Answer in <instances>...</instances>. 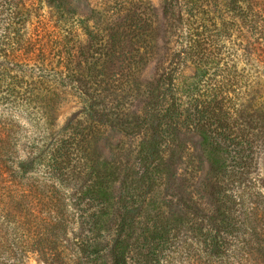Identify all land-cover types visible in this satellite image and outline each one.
I'll use <instances>...</instances> for the list:
<instances>
[{"label": "rangeland", "instance_id": "obj_1", "mask_svg": "<svg viewBox=\"0 0 264 264\" xmlns=\"http://www.w3.org/2000/svg\"><path fill=\"white\" fill-rule=\"evenodd\" d=\"M69 1L78 15L65 12L59 20L51 0H0L2 47L8 53L26 48L27 69L35 70L25 73L8 65L10 77L0 88V100L7 102L0 112L19 125L25 157L34 144L57 140L68 124L77 126L83 160L72 155L78 161L68 166L73 173L82 165L81 187L87 186L83 192L74 182L70 191L51 196L53 203L24 205L16 226L0 219L1 234L8 233L18 246L19 256L11 257L16 264H112L129 185L138 201L131 205L134 225L126 238L130 264H202L204 257L196 255L197 219L187 206L201 200L195 185L208 179L216 183V175L200 147L195 114L203 112L206 124H229L245 140L251 133L259 136H251L259 145L247 148L253 161L244 176L256 182V192H264V0ZM56 36L64 39L59 50ZM191 39L200 40L194 50H189ZM177 64L176 97L188 125L178 135L174 188L189 185L171 197L164 195V130H169L164 75ZM66 67L71 78L59 86L51 74ZM80 78L87 83L82 86ZM82 90L95 99L92 117L82 113ZM144 142L156 156L151 189L147 182L137 184ZM233 157H240L237 146L230 156L221 155L224 170L233 169ZM218 172L222 183L228 174ZM170 202L174 206L167 207ZM48 218L55 220L52 227L45 224ZM164 229L177 246L171 252ZM5 257L10 256H0ZM244 260L260 264L254 256Z\"/></svg>", "mask_w": 264, "mask_h": 264}, {"label": "trees", "instance_id": "obj_2", "mask_svg": "<svg viewBox=\"0 0 264 264\" xmlns=\"http://www.w3.org/2000/svg\"><path fill=\"white\" fill-rule=\"evenodd\" d=\"M51 2L60 12L59 20L65 18V12L70 15H78L76 10L68 7L69 0H51ZM190 6L192 7V4ZM192 15L195 16L193 12ZM62 40L64 39L56 36L55 49H60ZM192 41H194V46L190 45L189 50H194L200 45V40ZM2 44L0 39V88L3 87L2 84L8 81L5 77L9 76V64H16L20 72L32 73L35 71L32 70L33 68L27 69L28 64L25 63L27 59L24 57L26 48L15 49L8 53ZM185 53L186 51L183 54ZM18 57L19 60L14 62ZM4 60L13 62L5 64L2 62ZM181 60L183 61V58ZM180 68V64H177L172 68L171 73L164 75V93L168 103L165 116L167 119L166 126L169 128L167 131L164 130V195L171 197L176 195L173 192L175 189L181 193L180 191L188 190L189 185L184 184L174 188L178 182V176L174 169L176 165L174 162L180 153L177 148L178 135L181 128L188 125L184 123L185 120H182L183 114L180 112L182 101L179 102L176 97L178 92L176 80ZM67 77L71 78L70 70H67V67L63 71L53 70L51 74V78L59 86L64 84ZM80 80L83 82V84L80 82L82 86L87 83L83 78ZM189 87L191 88V86ZM8 91L13 94L12 90ZM82 91L80 97L82 113L92 117L96 114L95 99L91 98L88 91ZM185 97L190 101L192 99L191 94L185 95ZM2 102L7 101L0 100V105ZM196 111L200 112V110ZM3 112L4 110L0 112V123H3L0 125V209L4 211V215L0 214V219L5 220L8 225L14 224L16 226L19 223L17 219L24 205L33 208L38 201L39 204L46 203V200H51L53 203L51 196H61L70 191L74 182L80 185L79 189L83 192L87 190V186L84 184L81 187L83 181L85 182V172L82 170V165L77 168L74 166L75 171L73 173L70 172L68 166L71 165L72 161H78L74 160L72 155L83 160L78 142L77 126L68 124L65 127L66 133L63 132V136L57 140L54 138L48 142L43 141L34 144L29 148L31 152L25 157L21 155L19 150L23 137L21 129L14 118L6 117ZM201 115L203 112H200L198 116L195 114L192 121L199 119L196 130L201 131L200 147L216 175V183L208 179L195 185L201 200L193 203L192 206H187L191 210L190 213L194 214L197 219L200 247L196 255L204 257L202 264H242L245 261L244 256H254L257 262L264 264V192H256V182L252 179L246 181L244 176L250 172L248 166L253 161V157L247 152V148L252 149L254 145H259L254 142L251 136H259L251 133V136H244L248 137V140H245L229 124L222 122L206 124ZM189 118L185 116L184 119L189 120ZM232 146L240 148V157H233L234 165L231 171L224 170L226 162H222L220 157L221 155L230 156ZM154 153L151 148L149 150L144 142L138 154L139 178L137 184L147 182L149 189L155 182V180L153 182V172H151L155 163L153 161L156 159ZM218 170H223L225 174H228L227 178L222 176L225 179L222 183L217 182L218 175H220ZM106 172L108 171L106 170ZM130 187L126 185L125 205L121 210L124 211L119 216L121 221L118 224V236L111 248L112 264H130L128 256L131 245L126 242V238L130 236L129 233L134 225V216L132 215L134 211L131 205L138 204V201H135V195L129 191ZM105 201V210H110V206H108L110 204H106ZM58 205L61 208L65 206L62 202ZM169 206H174V204L170 202L167 204V207ZM41 221L44 223V219ZM45 224L52 227L55 220L50 221L48 218L45 220ZM2 229L1 226L0 256L10 257L0 258V264H16L17 258L11 256H19L18 246L16 247L10 241L8 233L1 234ZM170 234L169 230L164 229V244L168 247V252L177 247L176 243L171 242ZM15 238L17 240V236Z\"/></svg>", "mask_w": 264, "mask_h": 264}]
</instances>
